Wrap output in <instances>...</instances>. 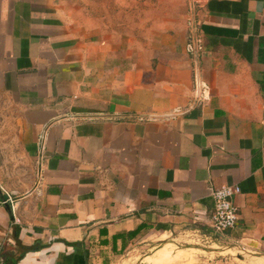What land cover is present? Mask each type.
I'll use <instances>...</instances> for the list:
<instances>
[{"label": "crops", "instance_id": "crops-1", "mask_svg": "<svg viewBox=\"0 0 264 264\" xmlns=\"http://www.w3.org/2000/svg\"><path fill=\"white\" fill-rule=\"evenodd\" d=\"M193 3L135 36L115 11L0 0V264H113L150 234L212 233L224 185L239 220L218 236L264 252V0ZM167 246L150 264L185 258Z\"/></svg>", "mask_w": 264, "mask_h": 264}, {"label": "rangeland", "instance_id": "rangeland-1", "mask_svg": "<svg viewBox=\"0 0 264 264\" xmlns=\"http://www.w3.org/2000/svg\"><path fill=\"white\" fill-rule=\"evenodd\" d=\"M175 1L180 3H173L172 0H68V4L73 21L83 22L85 15L93 23L95 17H100L99 12L106 9L115 11L112 13L115 30H128L135 36H142L157 31L168 10H182L183 16L186 15L189 20L188 15L195 10V3L192 4L195 0ZM139 41L147 43L153 40ZM200 228L147 235L113 264H150L149 260L164 245H169V255H185L180 261L169 264H255L254 261L261 259L257 255L264 254L263 251H256L250 246L226 240L214 232L208 233L206 228Z\"/></svg>", "mask_w": 264, "mask_h": 264}, {"label": "built area", "instance_id": "built-area-1", "mask_svg": "<svg viewBox=\"0 0 264 264\" xmlns=\"http://www.w3.org/2000/svg\"><path fill=\"white\" fill-rule=\"evenodd\" d=\"M200 46L196 41L187 44V50L192 52L199 49ZM197 87V95L202 96L201 89ZM44 137L45 134H42ZM41 136V137H42ZM43 139L41 138V141ZM43 147V145H42ZM241 191L238 185H224L214 190L213 210L209 217V224L214 233H223L226 230L233 229L237 226L239 220L238 208L234 203V196Z\"/></svg>", "mask_w": 264, "mask_h": 264}, {"label": "bare ground", "instance_id": "bare-ground-1", "mask_svg": "<svg viewBox=\"0 0 264 264\" xmlns=\"http://www.w3.org/2000/svg\"><path fill=\"white\" fill-rule=\"evenodd\" d=\"M220 247V246H219ZM218 247V248H219ZM193 248H195V247H193ZM222 249V248H221ZM259 258H261V259H259V261H264V256L262 257V256H260ZM175 260V259H174ZM254 263H256V262H254ZM258 263V262H257ZM261 263V262H260ZM262 263H264V262H262Z\"/></svg>", "mask_w": 264, "mask_h": 264}, {"label": "water", "instance_id": "water-1", "mask_svg": "<svg viewBox=\"0 0 264 264\" xmlns=\"http://www.w3.org/2000/svg\"><path fill=\"white\" fill-rule=\"evenodd\" d=\"M205 249L210 251V249H207V248H205ZM257 256H264V254H260V255H257Z\"/></svg>", "mask_w": 264, "mask_h": 264}]
</instances>
